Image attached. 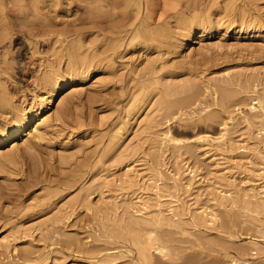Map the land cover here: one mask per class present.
<instances>
[{
	"label": "rangeland",
	"instance_id": "rangeland-1",
	"mask_svg": "<svg viewBox=\"0 0 264 264\" xmlns=\"http://www.w3.org/2000/svg\"><path fill=\"white\" fill-rule=\"evenodd\" d=\"M6 1L24 15L16 28L39 34L43 55L26 63L22 80L16 36L0 42V90L12 101L31 103L37 77L50 64L65 67L73 47L94 57V69L55 101L43 141L0 150V264H93L105 256L147 264L140 247L149 234L164 252L150 264H264V194L253 190L264 181V108L249 109L256 98L264 106V40L226 29L232 20L264 27V0H150L148 13L142 0L136 17L118 0H60L57 8L46 3L49 10L39 0L42 17L34 0ZM209 11V35L196 31L182 43L183 19ZM50 27L63 35L50 39ZM6 110L0 118H10ZM227 116L234 120L226 139L202 141L219 136ZM168 130L176 143L163 140ZM138 194L148 205L143 215Z\"/></svg>",
	"mask_w": 264,
	"mask_h": 264
},
{
	"label": "bare ground",
	"instance_id": "bare-ground-1",
	"mask_svg": "<svg viewBox=\"0 0 264 264\" xmlns=\"http://www.w3.org/2000/svg\"><path fill=\"white\" fill-rule=\"evenodd\" d=\"M33 1V0H32ZM41 1V0H40ZM60 0H43L42 4L40 5H49V3L52 4V6H56L58 5ZM63 1V0H61ZM72 2V0H70ZM107 1V0H106ZM115 1V0H114ZM146 5L145 9H147V13L148 11L150 10V6H154V5H151L150 3V0H143ZM177 1H180V0H177ZM212 1V0H211ZM6 0H0V42L1 41H4L3 39L5 38V41L7 40L6 38L9 37V41L10 39L12 38V36H16L15 40H16V48L14 46L13 50L17 51V57H18V62H16V65L13 64L12 62L10 63V60H9V66H11L10 68L11 69H15L14 67L18 65V74H20V79L22 80H25V75H27L26 73L28 72V69L26 67V63L34 56H37L40 54V56H43L41 54V52L39 53V48H38V42H36L33 38L37 35V33L34 31V29H25L22 30L21 29H17L15 24L17 23L16 20H18L20 18V15L18 17V13L10 8H8L6 6ZM77 3V1H75ZM117 2V1H116ZM114 2V3H116ZM182 2V1H181ZM190 2V1H189ZM196 2V1H195ZM206 2V1H205ZM8 3V2H7ZM38 3V4H37ZM47 3V4H46ZM62 3L63 5V2H60ZM108 3H111L109 2L108 0ZM113 3V4H114ZM118 5H120V9L125 6V8L129 9L131 5H133L132 7H134V11L133 13L135 12L136 15H140L142 14V9H141V4H142V0H118ZM179 3V2H177ZM188 2L184 3L185 5H187ZM207 3V2H206ZM205 3V4H206ZM209 3V2H208ZM29 4H32V7L34 9V11L37 12V14L41 15L42 17V14H40V12L43 10L41 8V6L39 7V0H34L33 2L29 3ZM45 4V5H44ZM70 4V3H69ZM153 4V3H152ZM47 5V6H48ZM196 5V3L194 4ZM226 5V4H225ZM9 6V5H8ZM31 5H29L30 7ZM60 6V4H59ZM113 6V5H112ZM111 6V7H112ZM115 6V5H114ZM122 6V7H121ZM129 6V8H128ZM156 6V5H155ZM181 6H183L181 4ZM18 7V6H17ZM21 7L25 8L24 5H22ZM28 7V6H26ZM50 6H48V10L50 9L49 8ZM58 6H56L55 8H57ZM188 7V5H187ZM196 7V6H195ZM195 7H192V8H195ZM206 7V5H205ZM219 5L217 7V11L218 12L217 14H220V10H219ZM12 8V7H11ZM20 8V7H18ZM54 8V9H55ZM61 10L62 8L59 7ZM117 8V7H116ZM190 8V7H188ZM209 9L212 8L211 6L208 7ZM221 8V7H220ZM227 8V7H225ZM224 8V9H225ZM16 9V8H15ZM46 9V7H45ZM126 9V10H127ZM132 9V8H131ZM207 9V8H205ZM223 9V8H222ZM21 10V9H20ZM25 10H28L25 8ZM31 10V9H30ZM47 10V11H48ZM57 10V9H56ZM63 10V9H62ZM122 10V9H121ZM125 9L123 8V13L125 12L124 11ZM133 10V9H132ZM214 10V9H213ZM212 10V11H213ZM40 11V12H39ZM156 11V10H155ZM212 11H209V12H206V14L204 15V21L201 19V17L203 15H201L200 17H196L194 15V18L189 20V21H186L185 19H187V17L182 16L183 18L185 17V19H183L184 23H183V26L180 27V30L183 29L185 30V32L181 35H180V41L183 43V42H188L190 39H191V36L196 34L195 32L197 31L199 35V39H203V37H206L209 35V31L212 29V14L213 12ZM227 12V10H225ZM224 11V12H225ZM20 12V11H19ZM63 12V11H62ZM120 12V11H118ZM122 12V11H121ZM128 12V11H127ZM126 12V13H127ZM146 12V11H145ZM151 14L153 11H150ZM183 12V11H182ZM205 12V11H204ZM215 12V11H214ZM223 12V13H224ZM225 12V13H226ZM26 13V12H25ZM30 13V12H29ZM42 13V12H41ZM57 13V12H56ZM126 13L123 14V16L126 15ZM132 15L135 16V13ZM181 13V12H180ZM224 13V14H225ZM236 13V12H235ZM239 13V12H238ZM21 14V12L19 13ZM24 14V13H23ZM31 14V13H30ZM29 14V15H30ZM47 14H49L47 12ZM105 14V13H104ZM129 13H127L128 15ZM177 14V13H176ZM175 14V16H176ZM182 14V13H181ZM185 14V13H184ZM222 14V13H221ZM28 15V13H27ZM89 15V14H88ZM93 15V14H92ZM97 15V14H96ZM95 15V16H96ZM145 15V14H144ZM150 15V13H149ZM238 15V14H236ZM244 15V14H243ZM24 16V15H23ZM22 16V17H23ZM37 16V15H36ZM120 16V15H119ZM190 16V15H189ZM197 16V15H196ZM245 16V15H244ZM40 17V16H39ZM40 17V18H41ZM91 17V15H90ZM128 17V16H127ZM136 17V16H135ZM134 17V18H135ZM139 17V16H138ZM137 17V18H138ZM144 17V16H143ZM149 17V16H148ZM152 17V16H151ZM174 17V16H173ZM87 18V17H86ZM105 18V17H104ZM108 18V17H107ZM126 18V17H125ZM136 18V19H137ZM178 18V17H177ZM192 18V17H190ZM243 18V17H242ZM84 19V18H82ZM102 19V18H101ZM127 19V18H126ZM125 19V20H126ZM148 19V18H146ZM189 19V17H188ZM187 19V20H188ZM26 20V19H25ZM24 20V21H25ZM28 20V19H27ZM26 20V22H27ZM103 20V19H102ZM107 20V19H106ZM142 20L144 21V18H142ZM177 20V19H176ZM207 20V21H206ZM218 20V19H217ZM221 20V19H219ZM19 21V20H18ZM23 21V20H22ZM53 21V20H52ZM82 21V20H81ZM80 21V22H81ZM95 21V19H94ZM112 21V20H111ZM127 21V20H126ZM222 21V20H221ZM220 21V22H221ZM231 21V20H230ZM242 21V20H241ZM20 22V21H19ZM43 22V21H42ZM41 22V23H42ZM46 22V21H45ZM84 23V21H82ZM86 22H88L86 20ZM133 22V21H132ZM217 22V21H216ZM256 21H251V22H241V23H236V21L232 20V22H230V24H228V26L226 27V29H232V30H236L238 31L239 33L241 32L242 34L245 35H248L250 34L251 36L250 37H261L262 40H264V27L263 26H258V24L255 23ZM21 23V22H20ZM54 23V22H53ZM89 23V22H88ZM87 23V24H88ZM100 23V22H99ZM134 23V22H133ZM143 23V22H142ZM46 24V23H45ZM86 24V23H85ZM122 24V23H121ZM131 24V23H130ZM177 24V23H176ZM223 24V23H222ZM19 24H17L18 26ZM40 25V24H39ZM38 25V26H39ZM44 25V24H43ZM49 25V24H48ZM47 25V26H48ZM52 25V24H51ZM97 25V24H96ZM111 25V24H110ZM140 25V24H139ZM160 25V24H158ZM157 25V26H158ZM220 25V24H219ZM41 26V25H40ZM138 26V25H137ZM223 26V25H222ZM36 26L33 25V28H35ZM49 27V26H48ZM141 27V26H140ZM140 27L138 30H140ZM19 28V27H18ZM28 28V27H27ZM40 28V27H39ZM46 28V25L45 27ZM51 28V27H50ZM82 28V27H80ZM95 26L92 25V24H89L86 26V29L87 30H91V29H94ZM101 28V27H100ZM144 28V27H143ZM168 28V27H167ZM214 28V27H213ZM37 29V27H36ZM67 29V28H66ZM65 29V30H66ZM112 29V28H111ZM145 29V28H144ZM41 30V28L39 29ZM38 30V31H39ZM44 30V29H43ZM58 30V29H57ZM77 30V29H76ZM98 30V29H97ZM254 30V31H253ZM33 31V32H32ZM37 31V32H38ZM46 32L43 33L40 32V33H43L45 35H50L49 38L51 37V35H53L54 32H57L56 30H52L51 29H47L45 30ZM60 31V30H59ZM59 31L57 32L59 34ZM63 31V30H61ZM60 31V32H61ZM69 30H67L68 32ZM74 31V29H73ZM103 31V30H102ZM159 31V30H158ZM229 31V30H227ZM136 32V31H135ZM149 32V31H148ZM182 32V31H181ZM33 33H36L35 35ZM39 33V32H38ZM61 33H64L61 32ZM60 33V34H61ZM70 34V32H68ZM73 33V32H72ZM76 33V31H75ZM91 33V32H90ZM94 33V32H93ZM96 33V32H95ZM160 33V32H159ZM162 33V32H161ZM178 33V31L176 32ZM255 33H257L258 35H254ZM59 34V35H60ZM20 35V36H19ZM57 35V34H56ZM54 34V36H56ZM63 35V34H61ZM66 35V34H65ZM74 35V34H73ZM161 35V34H160ZM67 36V35H66ZM79 36V34L77 35ZM82 36V35H81ZM157 37V36H156ZM44 38V37H43ZM54 38V37H53ZM53 38H50V39H53ZM59 38V37H57ZM56 41V39H54ZM53 40V42H54ZM59 40V39H58ZM64 40V38H63ZM49 41V40H48ZM75 41V40H74ZM79 41V40H78ZM179 41V42H180ZM50 42H52V40H50ZM50 42H48L50 44ZM57 42V41H56ZM55 42V43H56ZM73 42V41H72ZM80 42V41H79ZM11 43V42H10ZM63 43V42H62ZM71 43V42H70ZM69 43L70 45V49H72V46L71 44ZM53 44V43H52ZM51 44V45H52ZM68 44V43H67ZM181 44V43H180ZM54 45V44H53ZM62 45V44H61ZM64 45V44H63ZM62 45V46H63ZM76 45V44H74ZM79 45V44H77ZM81 45V44H80ZM184 46V45H183ZM55 47V45H54ZM54 47H51V49ZM66 46H64L65 48ZM180 47V46H179ZM63 48V49H64ZM67 48V47H66ZM9 51L10 50V45L8 47ZM7 49V50H8ZM52 49V50H53ZM61 49L60 48V44H59V48L58 50ZM82 49V47H81ZM57 48H55V52ZM72 51V54L70 55V60L67 62V64L65 65V67H62L59 65H55V64H49L47 65L45 62L48 63V61H45L44 63L47 65L43 66V67H48V70L46 69L45 71H42L40 73V75L37 77L38 78V92L35 93L33 95V101L29 104H25V99L22 100V101H19V103L16 101H12V98L11 97H8V93L6 94L5 90L3 88H1L0 90V108H4L7 109L6 110V113L10 115V118L11 119L10 121H8L9 119H2L0 118V150H2L4 147H6L7 145L9 144H12V151L10 152L11 154H13L14 150H17L19 148V143H20V140L22 141V145L27 149V150H31L38 142H41L45 139V137L48 135L52 125H53V118H52V115L49 113L50 110L52 109L55 101L58 99V97H60L62 95V93L69 89V88H73L74 86H77V84H83L87 78L89 77V74L91 73V71L94 69V66L92 65V59L94 58H89L88 56L82 54L83 52L81 53H76V49L73 47V49L71 50ZM54 53V51H52ZM65 52H67L65 50ZM69 52V51H68ZM78 52V51H77ZM6 53V52H5ZM10 53V52H8ZM74 53V55H73ZM7 54V53H6ZM5 54V55H6ZM87 54V53H86ZM49 55V54H48ZM54 55V54H52ZM60 55V53H59ZM13 57V56H12ZM49 58V56H47ZM58 57V54L57 56ZM67 57V56H66ZM46 58V59H48ZM34 59V58H33ZM37 59H39L37 57ZM59 59V58H58ZM60 59H61V56H60ZM59 59V60H60ZM35 60V59H34ZM41 60V59H40ZM51 60V59H49ZM95 60V59H94ZM44 61V60H43ZM7 62V61H6ZM53 62H57L53 60ZM13 65H15L13 67ZM28 66V65H27ZM42 66V65H41ZM98 66V65H97ZM44 69V68H43ZM5 80V78H4ZM3 86V85H2ZM6 86V85H5ZM14 98V97H13ZM246 102H248V97H246L244 99ZM144 103V102H143ZM137 106V105H136ZM140 106V105H139ZM143 106H140L137 107L139 108L137 113H139L141 111ZM135 108V107H134ZM264 108L263 106V101L262 99H252L250 100V111H252L253 113H257L259 111H262ZM136 109V108H135ZM137 115V114H136ZM135 115V116H136ZM214 120V119H212ZM234 118L233 116H227L226 118V121L222 124V128H221V132H220V135L217 136V137H204V139H202V141H207L209 143L211 142H222L226 139V135L228 134L229 132V123L233 122ZM201 121H204L201 119ZM212 122V121H211ZM124 127V126H123ZM122 128V127H121ZM126 129V128H125ZM127 130V129H126ZM120 133H121V130H120ZM123 133V134H122ZM121 134H119L118 132V135H119V139H118V142L120 140H122V138L124 137V135L126 134L125 132H122ZM117 135V134H116ZM115 137V136H114ZM117 138V137H116ZM115 140V139H114ZM163 140L165 142H172V143H176V140L173 138L172 134H171V131H167L166 133L163 134ZM115 143V142H114ZM120 143V142H119ZM3 164L1 163L0 161V167H3L2 166ZM133 168V167H132ZM131 167H129L127 169V176L128 174H130L131 172H133V169ZM135 171V169H134ZM140 171V170H139ZM139 171L135 172V178H141L142 175H138L139 174ZM142 171V170H141ZM192 172V171H190ZM134 174V173H133ZM151 180V179H150ZM262 188V195L264 194V181H260V182H254L253 183V190L255 191L257 188ZM159 195V194H157ZM143 195H137L135 196L134 198L137 199V203H140V202H143L142 203V209L139 210L138 212L141 213L143 215V210H147L148 209V205L146 202L143 201L142 199ZM158 199L160 200L161 197L157 196ZM252 197H256V195L254 194ZM262 201L264 203V195L262 196ZM232 204V203H231ZM176 206L178 205V200H176ZM263 210H264V204L262 205H259ZM157 211L159 212V214H162L163 211H162V208H161V204L160 205H157ZM145 214V213H144ZM71 216H69L70 218ZM211 221L212 222H216L218 221V217L217 215H211ZM213 224V223H212ZM150 235V234H149ZM148 235V236H149ZM151 235H152V232H151ZM146 236V238L148 240H146V245L144 247H140L142 248L141 249V261L142 259L144 260L145 263L147 264H150L152 263V258L154 257V253L155 254H163V248L161 246H158L159 244H156L155 243V240L153 239V235L152 236ZM144 245V244H143ZM139 248V250H140ZM106 258L102 257L101 260H98L97 262L93 263V264H117V260L112 257V258H109L108 256H105ZM143 262V261H142ZM89 264V263H88Z\"/></svg>",
	"mask_w": 264,
	"mask_h": 264
}]
</instances>
